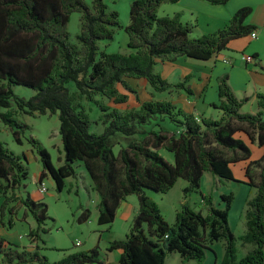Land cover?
<instances>
[{
  "label": "trees",
  "instance_id": "obj_1",
  "mask_svg": "<svg viewBox=\"0 0 264 264\" xmlns=\"http://www.w3.org/2000/svg\"><path fill=\"white\" fill-rule=\"evenodd\" d=\"M178 1L134 0L129 24L123 28L104 0H91L90 4L85 0H0V122L20 145L28 126L17 120V115H56L61 139L56 166L36 139L28 140L41 163L37 184L48 177L55 189L62 191L65 180L76 178L77 165L83 167L98 194L99 226L110 227L119 205L135 195L138 205L128 233L106 248L108 252L120 251L117 264H165L171 253H177L182 261L202 264L213 243L219 241L224 246L219 264H264V151L245 168V184L254 194L247 201L245 232L238 238L241 247L250 246L242 257H237V239L228 222L231 192L220 195L217 205L211 196L200 193L205 213L183 204L172 224L147 195V191L165 194L179 179L187 183L184 193H197L205 173L219 181L236 182L231 166L251 155L239 136L245 134L264 149V95H257L255 113H242L246 100L236 97L226 75L220 77L218 103L210 104L221 112L217 119L187 113L165 100L144 101L126 112L95 100L102 97L114 104L125 103L127 96L119 93L117 86L135 93L126 79L144 80L157 94L182 91L191 95V75L169 83L155 70L156 61L177 57L207 61L227 50L231 41L255 31L254 26L245 24L251 8L243 7L221 29L192 38L193 26L183 23L179 13L157 15L161 4ZM200 1L214 6L228 2ZM74 12L80 14V29L72 43L67 24ZM120 28L128 36L129 53L99 50L98 42L112 41ZM18 86L30 90L31 95H17L14 88ZM83 101L97 104L102 131H91L96 122L89 118ZM165 120L174 125V133L161 127ZM161 150L173 155L172 163L160 155ZM28 175L25 155L14 154L0 142V223L3 225V218L9 215L7 227L13 226L16 204L23 208V217L34 222L27 247L0 238V264H105L98 246L69 253L55 262L41 254L44 248L39 244L44 243L42 235L48 231L50 218L46 203L31 199L26 192ZM89 215V210L83 209L77 222H86Z\"/></svg>",
  "mask_w": 264,
  "mask_h": 264
},
{
  "label": "rangeland",
  "instance_id": "obj_2",
  "mask_svg": "<svg viewBox=\"0 0 264 264\" xmlns=\"http://www.w3.org/2000/svg\"><path fill=\"white\" fill-rule=\"evenodd\" d=\"M85 1L88 4L91 2V0ZM133 1L134 0H104L109 10L117 13L119 23L123 28L129 24V9ZM174 6L175 5L171 3L161 4L157 9V15L159 17H163L166 13H172L171 10L169 12V9H172ZM79 18L80 14L74 12L71 14L67 24V32L70 34V42L72 43L76 42L75 36L79 33ZM181 20H183V18ZM188 24L193 26L190 37L197 38L202 36L200 32L203 30L202 24L201 26H199L197 22ZM123 28L115 30L112 41H99V50L108 54L129 53V49L127 48L128 36ZM248 36L250 37V34ZM246 40L243 39L241 42L240 40L233 41L230 44H236L238 42L237 44H244L247 48L251 47V49L259 46V44L254 41L247 42ZM225 53L229 52L225 51ZM233 53H236L234 55L238 56L241 54L240 51ZM180 59L188 60L185 57H181ZM157 65L158 67H156V70L163 76V71L160 69V61H157ZM177 67L173 69L170 76H167L166 79L168 82L176 83L178 75L181 72V68L186 70L187 73H191V70L193 69L191 63L187 64L186 61L179 62ZM180 80L181 79H179V81ZM126 83L132 87L135 93L128 92L124 89V87L118 85L117 89L119 93L127 96V101L125 103L114 104L112 101L102 97H96V102L107 105L110 108H114L119 112H126L128 110L137 109L140 103L144 101L165 100L177 103L180 96L179 93H181L179 91H171L161 94L154 93L144 80L126 79ZM14 92L24 98H28L31 95L30 90L20 86L15 87ZM82 105L91 121L96 122V124H92L93 126L90 128L91 131H102V125L99 121L101 113L97 104L83 101ZM177 105L181 106V103H177ZM17 120L28 126V129L21 136L22 144L19 145L15 143L10 130L1 122L0 142L14 154L19 156H22L23 154L25 155L29 174L27 180L24 182L25 190L34 200L43 198V202L47 205L48 216L50 219L46 222V228L48 231L46 234L42 235L44 243L39 244L41 248H44L41 251V254H43L49 262H55L69 253L87 251L88 247L92 245L93 237L97 238L100 234H102L103 241L107 239H123L129 231V227L131 225V220L129 219L134 214L132 212L135 211L134 209L137 206L135 195L127 197L126 213L121 216L119 215L111 226L108 227L109 229L107 232L100 233V230L105 227H101L97 224L98 194L92 189L91 180L87 173L83 170V167L77 165L76 178H69L65 180V186L62 191H57L54 187L53 181L48 177L42 181L46 191L44 193L39 191L37 177L41 171V163L38 156L31 148L28 140L30 137L36 139L47 150L52 164L56 166L58 164L57 158L59 156L61 157V139L58 132L59 121L56 115L46 114L42 116H27L20 114L17 115ZM160 125L169 133H174L176 130L174 125L168 120L160 122ZM147 128L149 129L150 127ZM118 149L119 147L116 146L114 148V152L117 153ZM160 155L169 163L173 162V155L166 150H161ZM232 172L234 175L236 173V176H239L237 167L234 171L232 170ZM240 180V183H232L225 180L219 181L217 178L212 177L209 173H205L200 180V188L197 193H184L183 190L187 186V183L184 180L179 179L175 183L174 187L167 193L159 194L147 191V195L156 203L163 218L172 224L176 213L180 211L183 204L187 205L194 211H202L205 213L206 206L201 200L200 193L202 195L211 196L213 204L217 205L220 202V195L231 192L233 194V202L228 214V222L232 233L237 239V257L239 258L242 257L248 249H250V246L241 247V242L238 238L245 232V212L247 209V201L254 194V190L250 189V187L245 184V180L243 178ZM20 191L22 193L23 189ZM15 209L16 213L11 216L13 218V226L11 228L7 227L8 215L3 218V225L0 223V228H4L7 232H16V234H21L23 243L27 245L29 244V239L27 237L29 228H34V222L29 216H27V218L25 216L24 219V211H22L19 204L15 205ZM83 209L89 210V219L87 222L78 223L77 218ZM77 242L80 244L75 245ZM211 248L213 253L207 252V257L204 259L202 264H217L218 261L220 262L224 252L223 241L213 243ZM165 264H195V261H182L177 253H171L167 255Z\"/></svg>",
  "mask_w": 264,
  "mask_h": 264
},
{
  "label": "crops",
  "instance_id": "obj_3",
  "mask_svg": "<svg viewBox=\"0 0 264 264\" xmlns=\"http://www.w3.org/2000/svg\"><path fill=\"white\" fill-rule=\"evenodd\" d=\"M174 5L175 6L172 9H169V12L171 10L172 13H166L165 16H172L179 13L181 19L183 18V20H181L183 23L188 24L197 22L199 26L202 24L203 30L200 31L201 35L213 33L214 31L221 29L237 10L243 7H250L251 13L246 18L245 24L255 27V32L257 33L258 38L253 40L247 36L233 41L240 40L241 42L243 39H247V42L254 41L258 43L259 46L251 49V47L247 48L244 44H237L238 42L236 44H230L233 42L231 41L228 44V49L225 50L229 53H225V51H223L219 55L212 57L207 61H198L189 58H187L188 60H182L180 59L181 57H177L172 61L157 60L160 61V69L163 71V76L161 75V77L166 81L167 76H170V73L177 67L179 62L186 61L187 64L191 63L193 67L191 73H187L186 70L181 68V72L179 73L176 81L177 83L179 82V79L182 80L186 75H191L192 78L188 83V87L191 89V95H186L184 92L179 91L181 93L178 92L180 96L177 103H181V106L177 105V103H172L183 109L185 112L196 116L210 117L212 119L219 118L221 116V112L212 108L210 104L218 103V79L226 75L228 77V84L236 97L240 100H246L242 104L241 112L255 113L258 110L257 95H264V0H228L226 4L220 6L210 5L209 3L200 0H179ZM236 51H240L241 54H239V56L234 55L236 53L233 52ZM241 55L253 57V62L248 64L244 63L241 60ZM157 61L155 70L156 67H158ZM239 137L242 138L251 151L250 158L247 161L238 162L231 166L233 171L237 167L239 176H236L235 173V175L233 174V177L236 182L240 183V179L242 178L245 180L244 182L247 181L245 177V168L249 161L261 158L264 149L263 147H260L255 140L250 141L245 134H241ZM126 199L119 205L115 219L119 215L121 216L126 213ZM37 200L43 201V198ZM134 210L135 211L132 212L134 214L129 219L131 222L136 213L137 206ZM22 211H24L23 208ZM30 229L31 228H29V230ZM108 229V227H105L100 230V233L107 232ZM0 238L13 245L20 247L28 246V244L25 245V243H23L21 234H16V232H7L4 228H0ZM114 240L120 239H107L103 241L102 234H100L97 238L93 237L92 245L88 247L87 250L93 248L94 246H98L105 264H117L120 257V251H106L108 243ZM217 264H219V261Z\"/></svg>",
  "mask_w": 264,
  "mask_h": 264
},
{
  "label": "built area",
  "instance_id": "obj_4",
  "mask_svg": "<svg viewBox=\"0 0 264 264\" xmlns=\"http://www.w3.org/2000/svg\"><path fill=\"white\" fill-rule=\"evenodd\" d=\"M250 38L253 40L257 39L258 38L257 33L255 31H252L250 33ZM241 60L246 64L253 62V58L251 56H246V55H241ZM39 191L41 193H44L46 191V188L44 187L43 183L39 186ZM79 244L80 243L78 242L76 243V245H79Z\"/></svg>",
  "mask_w": 264,
  "mask_h": 264
}]
</instances>
